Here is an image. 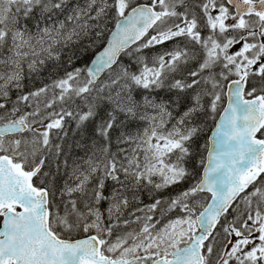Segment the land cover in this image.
Masks as SVG:
<instances>
[{"label":"snow or ice","instance_id":"6c2138e0","mask_svg":"<svg viewBox=\"0 0 264 264\" xmlns=\"http://www.w3.org/2000/svg\"><path fill=\"white\" fill-rule=\"evenodd\" d=\"M0 264H264V0H0Z\"/></svg>","mask_w":264,"mask_h":264}]
</instances>
